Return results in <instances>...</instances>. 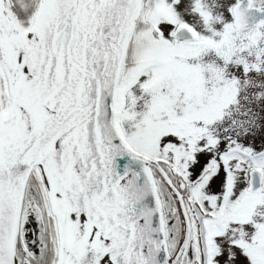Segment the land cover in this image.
<instances>
[{"label": "snow or ice", "instance_id": "obj_1", "mask_svg": "<svg viewBox=\"0 0 264 264\" xmlns=\"http://www.w3.org/2000/svg\"><path fill=\"white\" fill-rule=\"evenodd\" d=\"M0 264H264V0H0Z\"/></svg>", "mask_w": 264, "mask_h": 264}]
</instances>
